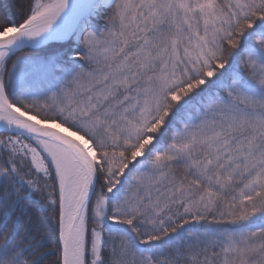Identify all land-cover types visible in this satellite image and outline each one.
Here are the masks:
<instances>
[{"label":"snow or ice","instance_id":"snow-or-ice-1","mask_svg":"<svg viewBox=\"0 0 264 264\" xmlns=\"http://www.w3.org/2000/svg\"><path fill=\"white\" fill-rule=\"evenodd\" d=\"M0 264H264V0H0Z\"/></svg>","mask_w":264,"mask_h":264}]
</instances>
